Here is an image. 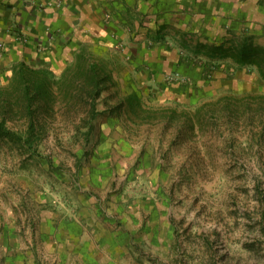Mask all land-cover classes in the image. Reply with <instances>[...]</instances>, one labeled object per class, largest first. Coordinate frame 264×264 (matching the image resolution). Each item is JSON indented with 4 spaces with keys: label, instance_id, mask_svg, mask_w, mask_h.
Returning <instances> with one entry per match:
<instances>
[{
    "label": "rangeland",
    "instance_id": "374dc122",
    "mask_svg": "<svg viewBox=\"0 0 264 264\" xmlns=\"http://www.w3.org/2000/svg\"><path fill=\"white\" fill-rule=\"evenodd\" d=\"M26 65L46 69L51 91L33 104V147L0 136V264H264V79L255 65L257 74L231 82L234 90L186 105L107 96L109 68L84 47L65 61ZM17 67L0 80V120L24 134L30 117ZM114 113L138 147L127 160L157 171L160 207L141 224L133 217L123 243L92 261L59 239V218L41 196L45 186L86 183L95 135Z\"/></svg>",
    "mask_w": 264,
    "mask_h": 264
},
{
    "label": "crops",
    "instance_id": "0c3cea01",
    "mask_svg": "<svg viewBox=\"0 0 264 264\" xmlns=\"http://www.w3.org/2000/svg\"><path fill=\"white\" fill-rule=\"evenodd\" d=\"M247 45L264 49V0H0L1 81L19 63L50 65L84 47L109 68L107 96L193 104L257 74L247 63L234 65L247 62L240 58ZM115 116L95 135L100 144L86 183L45 186L41 196L59 218V239L72 240L92 261L123 243L135 229L133 217L141 224L160 207L157 171L149 162L134 167L127 160L137 158L138 147ZM141 173L149 180L126 183Z\"/></svg>",
    "mask_w": 264,
    "mask_h": 264
},
{
    "label": "trees",
    "instance_id": "16d2710c",
    "mask_svg": "<svg viewBox=\"0 0 264 264\" xmlns=\"http://www.w3.org/2000/svg\"><path fill=\"white\" fill-rule=\"evenodd\" d=\"M241 59H247V62H239V65H255L258 68L260 76L264 79V49L255 47L253 45H247V55L242 52ZM47 72L45 68H31L22 62L18 65L19 77L23 82V94L26 100V108L28 116L30 117V124L24 134H20L6 125L5 118L0 120V136L4 138H10L17 142H23L29 147H33L35 140H37L36 135V122L33 117L35 110L33 108L34 101L38 94H48L51 91L50 83L51 79L42 77L44 73ZM1 94L7 90L6 87H1ZM5 98V97H4Z\"/></svg>",
    "mask_w": 264,
    "mask_h": 264
},
{
    "label": "built area",
    "instance_id": "2783aa9c",
    "mask_svg": "<svg viewBox=\"0 0 264 264\" xmlns=\"http://www.w3.org/2000/svg\"><path fill=\"white\" fill-rule=\"evenodd\" d=\"M166 77H167V79H168V80H170V79H171V77H170L169 75H168V76H166ZM180 79H181V80H185L184 78H180V77H179V75H178V76H176V78H175V80H180Z\"/></svg>",
    "mask_w": 264,
    "mask_h": 264
}]
</instances>
